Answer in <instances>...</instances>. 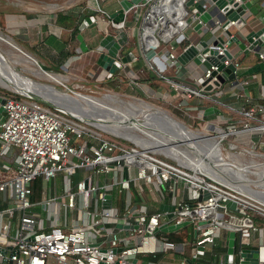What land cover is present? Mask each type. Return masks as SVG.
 Listing matches in <instances>:
<instances>
[{
  "label": "built area",
  "instance_id": "obj_1",
  "mask_svg": "<svg viewBox=\"0 0 264 264\" xmlns=\"http://www.w3.org/2000/svg\"><path fill=\"white\" fill-rule=\"evenodd\" d=\"M140 3L144 5L141 13L137 10ZM92 8L104 12L98 4ZM131 8L134 18L140 19L136 36L142 54L163 42L161 60L173 68L181 65L177 55L189 44L179 45L183 29L199 22L195 30L203 35L208 28L185 6V0H142ZM124 27V19L110 18L103 29H113L112 35L122 46ZM210 46L218 54L228 49L226 41ZM261 47L256 52L259 60H264ZM221 62L233 65V78L226 80V90L225 81L211 75L216 63L203 67L201 75L209 79L194 87L163 75L153 64L149 67L169 81L178 95L175 106L184 112L195 109L197 118H203L202 107L188 103L191 97L226 106L216 112L214 123L209 122L217 127L222 122L220 140L246 132L248 144L264 148V103L253 100L247 88L249 73H243L234 54ZM147 91L153 93L151 88ZM226 91L236 98L234 103L220 98ZM18 94H0L5 111L0 120V264H138V256L144 264H173L169 261L173 258L175 264H224L229 230L234 231L231 264H264L263 201L164 159L155 149L114 140L33 97ZM58 175L62 184L56 192ZM100 175L106 179L93 180ZM38 177L46 183L51 180L53 192L35 200L31 182ZM164 188L173 205V220H163L167 211H149L143 199L144 192L162 197ZM193 190H206L208 195L197 199ZM132 192L138 202L131 198ZM227 201H233L234 207L227 206ZM164 223L179 225L162 230ZM186 224L191 225V238L186 237L190 230L183 229ZM169 231L185 236L175 241L165 233ZM216 245L225 249L215 251ZM246 248L256 252L253 263L244 253ZM163 253L170 259L146 258Z\"/></svg>",
  "mask_w": 264,
  "mask_h": 264
},
{
  "label": "water",
  "instance_id": "obj_2",
  "mask_svg": "<svg viewBox=\"0 0 264 264\" xmlns=\"http://www.w3.org/2000/svg\"><path fill=\"white\" fill-rule=\"evenodd\" d=\"M142 0H118L119 7L112 12L109 13V17L113 21L123 20L124 19V13L129 10L132 6L138 4ZM194 0H185V6H190ZM204 4V6H202ZM203 7V8H202ZM259 4L257 3V0H199L198 3L192 8L200 17V19L204 22H206L208 28L204 31V34L206 32L209 33L210 38L206 39L205 37L199 39L195 43H189L184 49H182L178 55L177 59L180 63H185L189 59L193 60L196 63L201 62L203 66L208 67L211 63H216L217 68L211 70V75L215 74L216 78L219 82H224L227 79L233 78V72L231 71L233 69V65L231 63L227 65H223L221 62L222 59H224L225 56L231 57L232 53L226 49L224 50V54H218L216 48L211 47V45L214 44H220L223 41H226V43H229L231 41H234L237 43V45L243 49L244 52H247L248 50L257 51L260 49L261 46L264 45V22L263 24L257 28V29H251L248 30L244 35L243 38L246 40V43L241 40V38L236 34H232L229 30V25L231 24V20L240 19L243 20L242 14L244 13L245 9H248L252 13H256L259 10ZM199 10H202L199 12ZM94 20V15L89 14L85 15L81 21L78 24V30L80 31L83 29L87 24L91 23ZM219 25L221 29L224 30V32L228 35L227 38H224L220 34H215L214 28L215 25ZM200 26V23L197 22L194 24L193 28L197 29ZM181 36V35H179ZM78 42V49L83 51L87 47L82 39V35L80 32L76 34ZM225 39V40H224ZM209 43V44H208ZM98 44L103 48L98 53V57L96 59L97 63L106 71V76H111L112 72L121 67L123 63H126L128 61H131L135 56L131 50H128L126 53L118 56V52L121 48L120 43L114 38V36L110 33H105L98 41ZM26 54V53H25ZM145 57L147 59L156 57L155 50L153 48H148L145 51ZM119 58H116V57ZM0 60L6 63L9 68L15 73L16 77L21 79V82L25 83L23 78L28 79V91L20 92L17 89L13 88V90L17 91L20 94L27 95L30 97L35 98L36 100L44 103L45 105L52 107L74 119H77L81 122H84L88 125H91L92 127L108 132L114 136H119L123 139L130 140L131 143H137L141 145L143 142H140L139 140H136L134 138H127L123 135H120L118 133H115L114 131L108 129L104 125L100 124V120L102 121H112V122H119L121 119H116V115L108 116V113L110 114L113 112L114 107L107 105L103 102L100 104L97 103L100 99H105L107 95L111 93H103L100 96L92 94V93H86V92H80L76 91L70 87H68L65 83L59 82L61 86L56 85L57 81L53 78L51 73L47 70L45 65L39 63L37 60H35V63L38 64V68L43 71L44 76H46L45 81L40 80L39 78H36L35 75H37L35 70H29L28 72L25 71L23 67H19L17 63L18 60L14 58H9L7 53H5L3 50L0 49ZM44 67V68H41ZM47 69V70H46ZM264 69V60H259L255 62L254 64L246 67L243 70V73H251L254 71L262 70ZM38 76V75H37ZM2 78V77H1ZM3 79V78H2ZM209 77H204L201 75L199 77V81L201 83H205ZM4 80V79H3ZM0 84L4 86H9L7 83H3L2 80H0ZM209 86V84L207 85ZM82 98V99H81ZM86 100L87 107L81 106L79 103L80 100ZM100 99V100H101ZM143 102V99L137 98ZM84 100V101H85ZM4 101V97L0 95V120L2 116L4 115L5 111L2 106V103ZM117 102L116 100H112ZM83 102V101H82ZM147 103V102H146ZM154 108V107H153ZM211 108H207L204 112L209 111ZM117 110V109H115ZM155 112H161L163 114H166L168 118H173L170 114H168L165 110L155 108ZM105 115H107L110 118H103ZM118 115V112H117ZM152 116V115H149ZM156 119H152L151 122H147L149 126L153 127L158 133L164 135L165 132H169V134H173V130L170 129V124L168 122L164 121L163 119H160V116L158 114L155 115ZM133 117H131L132 119ZM128 119V118H126ZM145 118L142 119L144 121ZM175 119V118H174ZM177 120V119H175ZM181 124L185 126V124L179 120H177ZM209 133V132H208ZM172 141L182 142L187 145L186 142L182 138H176L171 139ZM171 142V144L177 143ZM202 145H205L206 143L201 141ZM146 146V145H145ZM234 143H229L230 148H235ZM149 147V146H147ZM149 148H153L150 146ZM222 148V147H221ZM156 151L160 152L164 156L172 159L173 161L191 169L198 173H201L202 175L206 176L207 178H210L216 182H219L223 185L233 187L235 189H239L243 192H245L248 195L254 196L258 198L259 200L264 202V195H252L251 190H248V188L239 186L236 182H232L230 180H222L219 179L212 174H209L208 172L197 169L193 167L192 165H186V163H183L179 160L178 156L171 155L165 151H162L161 149H156ZM245 152L250 153L252 155H258L263 157L264 153L253 150L250 148H243ZM263 170L261 171L260 178L264 180V166L262 165ZM244 172H251V169L247 167V170ZM252 173V172H251ZM125 184V183H124ZM252 185V184H249ZM258 187L257 185H255ZM251 188V187H250ZM193 196H196L197 199H202L208 195V192L206 190H203L202 192L199 191L196 193L194 190L192 191ZM108 199L106 200V204H108L109 201V194L107 195ZM226 205L229 207H234L233 201H227ZM161 207L167 211L166 215L167 217L171 216V211L173 210L172 204H162ZM186 222H182L184 224ZM179 224H161L160 228L162 230H173L176 228ZM116 226H121V224L117 223ZM233 244H234V231L229 230L227 233V245H226V254H225V260L224 264H231V258H232V251H233ZM244 253L247 257H249L250 263H253L255 261L256 252L254 249H245ZM135 257L132 258V262L135 261ZM98 264H106L105 262L101 261ZM117 264V263H113ZM159 264V263H157Z\"/></svg>",
  "mask_w": 264,
  "mask_h": 264
},
{
  "label": "crops",
  "instance_id": "obj_3",
  "mask_svg": "<svg viewBox=\"0 0 264 264\" xmlns=\"http://www.w3.org/2000/svg\"><path fill=\"white\" fill-rule=\"evenodd\" d=\"M199 0H195L191 5L190 9L193 8ZM89 3L92 4V2ZM89 3H84L82 5H77L72 8L66 9L60 7L59 9L49 12L48 14L43 15H33V20L30 21L29 24H26V22H21L19 31L21 32V39L28 40L33 39V43L40 40L43 36L49 35L52 39V42L56 43L57 45L61 44L63 39H67L69 34V28L63 27L61 24L56 23L55 21V15L58 11H67L71 14L73 20L80 18V13H85L83 16H81V19L85 15L93 14L94 20L87 24L83 29H81L79 32L82 35V39L86 45V49L81 51L78 49V42L77 39V46L74 49V52L69 54V56L66 58V60L63 62L61 69L66 72L67 77H73L76 79H87L91 78L92 80H98L101 76H106V71L97 63L96 59L98 57V53L103 50L101 46L98 44V38L103 36L105 33L113 34V29H110L108 31H101L102 33L99 34V37L93 38L92 30L93 28H97L98 30H101L104 28V26L107 24L108 20L110 19L109 13L113 10L117 9L119 7L118 0H94V4H98L101 9H103L104 12H97V10H94L92 8V5H89ZM257 3L259 4V10L254 14L248 9H245L244 13L242 14L243 20L239 21L238 23H232L229 25V30L232 34L236 33L243 42L246 43V40L243 38V35L251 29H257L259 28L263 22H264V0H257ZM137 10L141 13L144 9L140 10L139 7H137ZM128 12H130V16H128ZM140 19H135L132 8L124 13V22L125 27L122 29V33H124L125 41L123 45L121 46L122 54L126 53L128 50H131L134 54V58L131 61H128L126 63H123V65L117 69H115L111 76L112 78L110 80H122L120 77H125L127 83L130 85H136L139 88H142V90H146L147 88H151L153 90V93H155V96L159 98H163L164 100L170 101L172 98L176 97L178 99L177 93H175L169 84V81H167L164 78L160 79H154L153 82L157 83V85L151 86V82L149 80L143 79L142 81L138 80L139 78H144L147 76L148 73H154L158 74L154 69L149 67V64H153L157 69L168 70L166 73H162L165 76H170L171 78L186 84L190 86H197L199 82V77L202 74L203 71V65L201 62L196 63L193 60L189 59L185 63H181V65L178 68H173L168 65H166L165 62L161 60V52L162 47L155 48L156 57L147 59L141 51V47L139 45L136 31L139 25ZM28 25V27L26 26ZM30 27V29H29ZM188 36H183L184 39L187 40V43H195L199 39L205 37L206 39H209V33L206 32L205 34L201 35L200 32L196 31L193 26H188ZM218 30V34L222 35L224 38H227V34L224 32L223 29L219 27V25H215L214 32ZM29 42V41H28ZM30 43V42H29ZM133 43V45H130ZM78 49V51H75ZM228 49L229 51L234 54L235 58L239 61L240 66L244 70L246 67L254 64L255 62L259 61V58L257 56L256 51L248 50L249 52L247 55V61L245 63H241V61L238 59V55L243 52L242 48H240L237 43L234 41H231L228 43ZM261 50H264V46L261 47ZM121 54V55H122ZM116 58H119L118 56ZM46 64V63H43ZM47 68H49L46 65ZM51 69V68H49ZM162 72V71H161ZM159 76V74H158ZM160 77V76H159ZM227 81L225 80L223 86L226 90L227 88ZM247 88L250 90L251 96L253 97V100H260L264 99V69L254 71L249 73V83L247 85ZM260 89H263V96L260 95ZM1 94V93H0ZM225 102H231L234 103L236 98L233 96H230V92L226 91L223 93V95L220 97ZM190 101L188 102L190 105H198V107H202L203 110V117H213V119L216 121L215 114L218 110H225L226 106H219L216 103L203 100L199 102L196 97L188 98ZM187 99V100H188ZM238 102V100L236 101ZM264 103V102H263ZM207 108H211L209 111L204 112ZM198 112V111H197ZM215 121H210L214 123ZM242 135L247 134L246 132L241 133ZM239 134V136L241 135ZM78 178L77 175L74 176V179L76 180ZM103 179H106L105 176H93L94 181H102ZM55 186L54 191L59 192L61 190V176L58 175L55 179ZM31 198L35 200H39L44 196H47L53 192V187L49 188L47 186V183L42 180L40 177L32 180L31 182ZM47 189H49V193L47 192ZM149 193V192H147ZM154 200H145L148 206L149 211L150 210H159V211H166L164 210L161 205L162 204H171V198L169 195V192L166 188L163 189V196L158 197V195L153 192ZM131 198L136 202L139 201V197L135 192L131 193ZM144 199V198H143ZM109 203V201H108ZM37 208H39L37 206ZM163 220H173L170 217H167L166 213H164ZM167 259L164 261L169 260L170 258L166 256ZM171 261L173 264L176 263V259L173 258Z\"/></svg>",
  "mask_w": 264,
  "mask_h": 264
},
{
  "label": "rangeland",
  "instance_id": "obj_4",
  "mask_svg": "<svg viewBox=\"0 0 264 264\" xmlns=\"http://www.w3.org/2000/svg\"><path fill=\"white\" fill-rule=\"evenodd\" d=\"M87 2H89V0H0V49L3 50L5 53H7L9 58L18 59L19 62L17 63V65L19 67H23L26 72H28L29 70H35L38 75V76L35 75L36 78H39L40 80H43V81L47 80L46 76H44L45 74H43V71L39 69L38 64L35 63V60H37L39 63L43 64L45 63L44 60L38 58L32 51L33 44L37 43L39 40L33 43V39L31 38L28 40L21 39L20 37L21 32L19 31V29H21L20 23L23 21V22H26V24H29V26H31L29 22L33 20V15L39 16L43 14H48L49 12H53L62 6L63 8L69 9L74 6L82 5ZM138 6L140 10L144 8L143 3H140ZM187 8L190 9V6H187ZM97 12L99 11L97 10ZM127 15L130 16V12H128ZM26 26L28 27V25ZM188 30H189V27H186L183 29L182 34L184 37L188 36ZM101 31L103 32L105 30L103 28L101 30H98L97 28H93L92 30L93 38L99 37V34L102 33ZM215 34H218V30L216 31ZM100 38H98L97 40L99 41ZM162 46H163V42H161L157 48H160ZM248 53L249 52L243 51L241 52L240 55H238V59L241 61V63H245L247 61ZM23 56H25L27 60L21 59ZM43 65L46 66V64H43ZM41 68H44V67L41 66ZM166 69L160 70V72L162 71L161 73L164 74L168 71ZM47 71H49L51 75L53 76V78L57 81L56 85L58 86H61L59 82H62V83H65L68 87L76 91L92 93L98 96H100L103 93L108 92L113 95H116L118 98H121L124 101H134L136 100L135 98H141L147 103H149L151 106H153L154 108L165 110L173 118L177 120L179 119V121L183 122L187 127H189L192 130H196V131L205 130L211 134H215L216 133L215 130L218 132V134L223 132L222 129L219 128V127L223 128L222 122L217 124L219 127L209 124L210 121H215L213 117L210 116V117L197 118V115L199 114L197 110L187 109L184 112L183 109H180L177 106H175L176 104L175 102L171 103L170 101H167V100L161 102L163 98H159L155 96V93H152V94L149 93L147 89L142 90V88H139L136 85L131 86L129 83H127L125 79L119 80V81H116L115 79L107 80V79H102V78L98 80H92L91 78L76 79L73 77L71 78L67 77L65 75L66 72L63 71L61 68L59 70L49 69ZM0 93L3 95H19L18 92L13 90L11 86H4L1 84H0ZM158 98L161 99V101L159 102L156 101ZM100 99H101V96H100ZM189 101L190 99H188V102ZM101 102L117 109L119 115H117L116 119H121L119 118L120 115L121 116L128 115V116L137 118L140 122L142 121V118L139 115H136L130 111H127L124 108V105L119 102L109 101V100H104V99H101ZM88 126L92 127L91 125H88ZM145 128L149 129L148 127H145ZM102 132L105 135L110 136L114 140H118L123 143L131 142L130 140L123 139L119 136H114L108 132H104V131ZM133 132H135V134H138L139 136L143 135V133L138 130L133 131ZM248 138H249V134H245V135L241 134L240 136L232 134V135H227L223 137L219 141L220 146L222 147L221 148L222 153L229 155V157L234 158L238 163H241V164L248 163L250 159L252 158L256 160H262L261 156L252 155L250 153H247V151L245 152L244 150H242L243 148H250V149L257 150V151L264 153V148H261V147L253 148L250 144H248L247 143ZM78 141H80V139H78ZM170 142L175 143L176 141L171 140ZM229 143L230 144L234 143L236 145L235 148H230ZM176 147L180 151L187 152L189 155H196L194 152V149L188 147L186 144L182 142H178ZM159 155L163 157L164 159L173 161L172 159L164 156L161 153ZM183 163H186V165L188 164V165H192L195 167L193 163H190V162H183ZM249 168L252 169V167L250 166ZM204 169L210 171L208 167H204ZM247 174L250 177H256L255 174L251 172H247ZM214 175L216 174L214 173ZM218 177L219 179L222 178V179L232 181L231 178L227 179L224 176H218ZM244 181L249 183L251 180H244ZM50 185H51V180L47 182V186L50 187ZM47 192L49 193V189H47ZM143 198H144V201L145 200L147 201L148 199L154 200V195L152 194V192H149V193L144 192ZM224 217H228L227 213L224 214ZM183 229L190 230V231L192 230L190 224H186V227ZM167 255L168 254L163 253L161 254V256H158V257L164 261L167 259L166 257ZM137 263L144 264V259L141 256H138Z\"/></svg>",
  "mask_w": 264,
  "mask_h": 264
},
{
  "label": "bare ground",
  "instance_id": "obj_5",
  "mask_svg": "<svg viewBox=\"0 0 264 264\" xmlns=\"http://www.w3.org/2000/svg\"><path fill=\"white\" fill-rule=\"evenodd\" d=\"M21 59L27 60L25 56H23ZM23 79L25 83L21 82V79L16 77L15 73L9 68V66L0 60V80H2L3 83H7L9 86L17 89L20 92H25L28 91L27 88L29 83L27 78ZM105 99L109 101L116 100L117 102L123 104L127 111H130L136 115H139L142 119H145L144 121L140 122L135 117L131 119V116L120 115L119 118H121V120H119V122L102 121L104 120L102 119L100 120L101 125H104L115 133L123 135L127 138L131 137L143 142V144L147 143L145 145L149 147L152 146V149L158 148L171 155L178 156L181 162L193 163L195 168L202 169L217 178H219L218 176H224L227 179L231 178L234 183L236 182L239 186L251 190L252 195H264V180L260 178L261 171L263 170L262 165L264 166V155H262V160H256L252 158L248 163H238L234 158L229 157L227 154H223L221 151L219 141L220 137L224 135V132H221L218 134V136H215L205 130H192L174 118H168L166 114L155 112V108H153V106L137 98H135L136 100L134 101H124L121 98H118L116 95L109 94ZM84 100L85 99L80 100L79 103L81 106L87 107L86 100ZM97 101V103H101L100 99ZM117 112V110L113 109V112L110 114L108 113V116L116 115L117 117ZM156 114L160 116V119H163L164 121L168 122V124H170V129L173 130V134L165 132L164 135H162L158 133V131H156L153 127L149 126L150 124L148 125L147 122H151L152 119H156ZM108 116L105 115L103 118H110ZM145 127H148L149 129H146ZM136 130L141 131L143 135L141 134L142 136H139L138 134H135L133 131ZM176 138H182L184 142L187 143L188 147L194 149L196 155H189L187 152L180 151L176 147V144H171V139ZM201 141H204L206 144L202 145ZM249 166L252 167L251 172L255 174L256 177H250L247 172H244L247 170V167L249 168ZM204 167H208L210 171L204 169ZM214 173L216 175H214ZM244 180H251L252 182L250 181L247 183ZM248 184L252 185L250 186Z\"/></svg>",
  "mask_w": 264,
  "mask_h": 264
},
{
  "label": "trees",
  "instance_id": "obj_6",
  "mask_svg": "<svg viewBox=\"0 0 264 264\" xmlns=\"http://www.w3.org/2000/svg\"><path fill=\"white\" fill-rule=\"evenodd\" d=\"M92 4H94V0H91ZM85 13H80V18L83 16ZM80 18L73 20L71 14L67 11H58L55 15V21L58 24H61L63 27L69 28V34L67 39H63L62 43L57 45L56 43L52 42V39L49 35L43 36L37 43L33 44V53L40 59H43L46 65L53 69V70H59L63 64V62L66 60V58L69 56V54L74 52L75 47L77 46V39H76V34L79 32L78 30V24L80 22ZM124 37V33H123ZM125 40V37H124ZM187 44V40L182 38L179 42L180 47L184 46ZM123 45V44H122ZM130 45H133L131 43ZM122 48V47H121ZM119 50V55L122 54V50ZM111 79V76H101L100 79ZM161 77L158 76V74L154 73H148L146 77L144 78H139L138 80L142 81L143 79L149 80L151 83V86L157 85V83L153 82L154 79H160ZM120 79H125V77H120ZM19 96V95H15ZM177 98L174 97L170 100L171 103L177 102ZM156 101H161V99H157ZM166 101L162 99L161 102ZM168 101V100H167ZM260 102H264V99H260ZM190 233L186 235V237L191 238L192 237V232L189 231ZM168 235V238L175 240V241H180L184 238V234L179 231H169L165 232ZM225 247L216 245V247L213 248L215 251H220L224 250ZM159 254L155 256H147V259H153L157 260Z\"/></svg>",
  "mask_w": 264,
  "mask_h": 264
}]
</instances>
